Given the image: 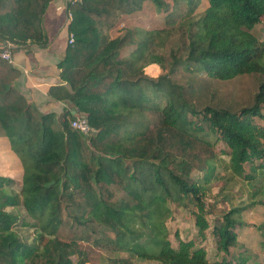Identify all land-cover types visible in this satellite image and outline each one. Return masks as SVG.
<instances>
[{
    "label": "trees",
    "instance_id": "obj_1",
    "mask_svg": "<svg viewBox=\"0 0 264 264\" xmlns=\"http://www.w3.org/2000/svg\"><path fill=\"white\" fill-rule=\"evenodd\" d=\"M51 1L0 0V51L8 41L48 45ZM145 1L167 10L166 26L109 35ZM67 9L74 41L49 93L73 108L41 112L14 84L21 71L0 56V134L22 166L19 192L0 174V264H85L81 242L109 253L101 264H259L244 242L239 254L230 250L243 213L264 205V41L253 31L264 0H80ZM151 64L158 75L147 73ZM78 114L95 133L72 127ZM219 142L250 193L248 203L221 211L212 227L221 254L210 259L178 232L175 246L167 219L170 203L194 204L205 239ZM10 205L24 207L41 246L18 233ZM258 228L264 251V223Z\"/></svg>",
    "mask_w": 264,
    "mask_h": 264
},
{
    "label": "rangeland",
    "instance_id": "obj_2",
    "mask_svg": "<svg viewBox=\"0 0 264 264\" xmlns=\"http://www.w3.org/2000/svg\"><path fill=\"white\" fill-rule=\"evenodd\" d=\"M172 2V0H167ZM166 11H158L156 6L149 1H145L141 10H138L130 15L122 16L119 22L111 28L108 33L110 36L122 34L126 28L139 27L143 29H154L166 26ZM253 31L264 41V20L255 25ZM123 54H128L125 51ZM148 74L156 76L160 73L161 67L158 64H151L146 67ZM258 122L263 123L260 118H255ZM1 131V130H0ZM227 147L223 142L217 143L215 148L217 155L221 161L217 163L216 177L210 186L211 190L207 192L204 200L207 208V218L210 227L204 232L205 239L198 235V228L195 224L194 211L196 207L189 203L187 206L178 207L170 203L172 213L167 219V226L170 230V237L175 246L178 245L176 232L180 238L184 240L194 239L198 244H202L207 248L210 259L219 258L221 253H217L215 239L212 234V227L219 223L221 211L228 210L232 205H241L249 201V186L241 177L232 176L226 165L228 155L224 153ZM248 166V165H247ZM0 174L9 176L13 179L10 188L19 192L21 187L22 166L16 158V155L11 152L8 141L0 134ZM193 175H202L201 171L194 170ZM6 210L19 214L17 224L14 226L18 233L23 236L29 243H40L42 241L38 237V231L24 220L25 209L22 205H10ZM245 227H238L240 241L231 247V253L237 255L244 247L255 253L254 259L259 264H264V251L260 246L262 240L261 230L258 228L264 223V205H255L247 209L243 213ZM82 247L87 249L90 260L85 264H101L104 256L109 254L99 247H95L89 243L81 242ZM76 260V257H73ZM133 264H160L157 261H146L138 258H133Z\"/></svg>",
    "mask_w": 264,
    "mask_h": 264
},
{
    "label": "crops",
    "instance_id": "obj_3",
    "mask_svg": "<svg viewBox=\"0 0 264 264\" xmlns=\"http://www.w3.org/2000/svg\"><path fill=\"white\" fill-rule=\"evenodd\" d=\"M68 2L52 0L47 8L44 27L49 37L48 45L30 43L16 45L15 48H18L12 50L11 61L21 71L14 84L43 113H60L72 107L70 102L57 100L49 93L51 86L61 83L58 63L64 57L69 43Z\"/></svg>",
    "mask_w": 264,
    "mask_h": 264
},
{
    "label": "built area",
    "instance_id": "obj_4",
    "mask_svg": "<svg viewBox=\"0 0 264 264\" xmlns=\"http://www.w3.org/2000/svg\"><path fill=\"white\" fill-rule=\"evenodd\" d=\"M71 1H80V0H69V2ZM68 2V3H69ZM68 19L70 23V21L72 20V13L68 10ZM74 41V34L72 32L69 33V38H68V42L72 43ZM16 44L13 42H5L4 44H2V51H0V56L4 59H8L11 60L12 58V50L13 48H15ZM71 125L72 127L79 129L81 132L85 133V134H93L95 133V129L89 124V121L86 117L85 114H78L76 116L75 119H73L71 121Z\"/></svg>",
    "mask_w": 264,
    "mask_h": 264
}]
</instances>
